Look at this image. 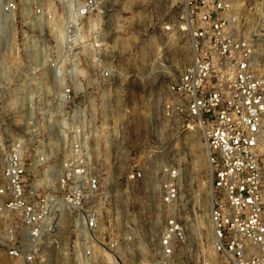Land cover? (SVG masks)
Returning <instances> with one entry per match:
<instances>
[{
    "label": "built area",
    "instance_id": "obj_1",
    "mask_svg": "<svg viewBox=\"0 0 264 264\" xmlns=\"http://www.w3.org/2000/svg\"><path fill=\"white\" fill-rule=\"evenodd\" d=\"M258 1L179 0L172 26L164 27L167 32H184L190 43L189 60L167 88L180 100L184 120L205 136L213 250L225 264H264V10L256 9ZM57 3L64 27L50 38L44 30L52 13L47 12L44 0H0V54L16 45L27 63L30 55L44 49L54 56L48 66L52 89L47 88L49 81L35 76L37 66L30 64L24 66L20 80L26 87H45L35 98L42 121L51 119L32 158L42 165L68 167L56 172L58 194H24V143L17 140L4 146L0 131V263L94 264L98 260L100 264H125L118 243L98 235L102 225L96 207L99 177L91 169L108 164L95 158L97 139H119L117 127L104 120L107 112L102 109L119 72L111 64L104 65L105 49L97 42L98 32L92 28L88 31L91 38L82 39L79 23L98 12L99 3ZM64 54L71 56L67 69L72 80L56 89ZM79 56H86L90 66L93 63L83 82L76 79ZM49 91L53 94L47 95ZM22 98L31 102L30 90ZM99 101L97 115L92 106ZM65 102L69 110H61ZM53 149H61L68 157L57 162L46 155ZM163 174L159 196L163 225L150 263L135 259L130 264H171L188 241L174 207L179 170L166 167ZM128 177L138 182L144 175L137 171Z\"/></svg>",
    "mask_w": 264,
    "mask_h": 264
},
{
    "label": "rangeland",
    "instance_id": "obj_2",
    "mask_svg": "<svg viewBox=\"0 0 264 264\" xmlns=\"http://www.w3.org/2000/svg\"><path fill=\"white\" fill-rule=\"evenodd\" d=\"M96 1L99 3L98 12L79 23L82 39L91 38L92 23L96 28L93 30L99 33L97 42L105 49L104 61H101L104 65L111 64L119 72L116 87L105 97V109L102 108L107 112L104 120L117 127L119 139L117 142L105 137L97 139L95 158H102L109 165L91 168L99 177L96 207L102 225L98 235L118 243L125 264L135 259L150 263L149 257L163 225L159 199L161 184L165 180L163 169L172 167L180 173L178 201L174 207L186 228L188 241L171 264H225L213 250L209 223L211 179L205 136L184 120L179 112L180 100L167 88L171 78L179 73L190 56L186 34L174 32L175 29L172 32L164 30L165 26H172L179 0ZM44 2L47 12L52 13L44 30L51 38L58 28L63 31L64 26L59 17L58 0ZM256 9L264 10V0L257 2ZM47 45L50 47V43ZM30 56V63H27L16 45L0 54V131L4 146L17 140L24 143V194H46L49 197L58 194V171L68 167L53 163L42 165L32 158V151L43 140L44 130L51 119L42 121L35 98L45 87H26L20 84V80L25 73L24 66L30 64L37 66L35 76L49 81L47 88L52 89L53 76L48 66L54 56L49 49ZM157 56L160 59H156ZM42 60L45 62L41 63ZM70 62V55L64 54L60 59L63 67L59 71L56 89L69 85L72 80L67 69ZM87 63L86 56H79L78 82H83L93 68V63L91 66ZM98 64L102 66L101 62ZM26 90L32 93L31 102L23 101L22 94ZM49 94L53 92L49 91ZM49 100L47 98L50 106L52 102ZM101 104L99 101L92 106L97 115L101 112ZM68 105L66 102L61 104V110H69ZM49 136L52 139V134ZM34 141L36 143L32 146ZM1 153L0 149V190L3 185ZM46 155L57 162L68 157L61 149L46 151ZM137 171L143 173L142 181L130 180L131 172ZM62 232L67 231L64 228ZM133 239L145 249L140 251L139 258L130 252ZM0 264L12 263L2 260ZM94 264L100 263L96 260Z\"/></svg>",
    "mask_w": 264,
    "mask_h": 264
},
{
    "label": "bare ground",
    "instance_id": "obj_3",
    "mask_svg": "<svg viewBox=\"0 0 264 264\" xmlns=\"http://www.w3.org/2000/svg\"><path fill=\"white\" fill-rule=\"evenodd\" d=\"M90 26H91V28L96 29V28L93 26L92 23H90ZM58 30H59V29H58ZM59 31H60V30H59ZM35 56H36V55H35ZM156 59H160V58H158V56H157ZM160 66H161V65H160ZM210 190H211V188H210ZM209 202L211 203V194H210ZM134 239H135V238H134ZM134 239H133L132 247H131L130 251H131L132 254H135V257H140V256H141L140 251L145 250V249L142 247V245H141L140 243H138V242H137L136 240H134Z\"/></svg>",
    "mask_w": 264,
    "mask_h": 264
}]
</instances>
